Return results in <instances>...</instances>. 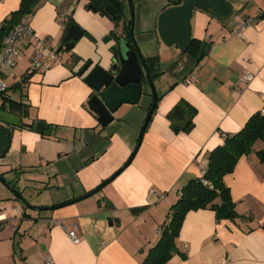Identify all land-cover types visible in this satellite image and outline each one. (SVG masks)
Wrapping results in <instances>:
<instances>
[{
	"label": "crops",
	"instance_id": "0c3cea01",
	"mask_svg": "<svg viewBox=\"0 0 264 264\" xmlns=\"http://www.w3.org/2000/svg\"><path fill=\"white\" fill-rule=\"evenodd\" d=\"M120 1L124 22L119 27L90 10L89 0H42L28 17L36 33L58 50L66 34L61 18L66 25L74 19L87 34L74 49L63 48L61 62L44 73L29 71L32 49L23 48L14 75L5 76L0 129H11V146L0 158V175L16 183L31 205L48 207L94 191L130 159L154 101L149 83L145 79L139 104L122 105L114 121L102 126L88 107L93 91L79 72L86 61L108 69L131 20L144 58H158L153 80L160 100L143 143L119 176L82 201L43 213L25 210L13 194L7 197L10 204L0 211L6 216L0 219V264H46L47 257L54 264H141L159 242L157 230L182 188L202 178L210 153L226 136L239 133L264 110V0H226L231 14L224 19L195 9L192 38L209 46L200 64L158 35L159 15L179 0ZM20 4L0 0L1 27ZM74 55L81 59L77 64ZM246 73L253 75L249 83L240 81ZM4 97L23 103V114L9 112ZM181 101L197 112L190 132H175L168 118ZM38 120L53 125L49 136L24 126ZM262 149L264 142H257L223 179L240 218L219 221L208 208L189 212L170 264H264V163L256 155ZM152 190L165 198L149 201ZM61 222L79 226V244Z\"/></svg>",
	"mask_w": 264,
	"mask_h": 264
},
{
	"label": "water",
	"instance_id": "95a60500",
	"mask_svg": "<svg viewBox=\"0 0 264 264\" xmlns=\"http://www.w3.org/2000/svg\"><path fill=\"white\" fill-rule=\"evenodd\" d=\"M89 2L90 10L102 12L112 20L118 18L117 12L122 7L120 0H89ZM195 9L210 12L217 19L227 18L231 14V6L226 0H184L181 5L164 10L158 17V35L165 45L168 47L178 46L183 52L188 50L193 39L192 19ZM130 33L132 41L123 37L118 39V48L113 52L114 58L108 69L101 64L92 67L93 62L89 61L84 64L79 72L80 77L85 75V83L93 91V95L88 101V107L98 117V122L102 126H108L114 121L113 114L122 105L139 104L143 95L144 81L147 80L149 83L154 101L143 123L137 146L130 159L94 191L78 199L48 207L31 205L19 191L0 175V181L27 209L36 212L53 211L96 195L132 163L143 143L149 123L156 111L159 96L147 60L134 40L133 26ZM84 34V30L79 25L70 27L58 51L60 52L63 48L74 49L76 43L84 37ZM106 40H110V37ZM10 146L11 129L2 127L0 129V153L5 155L9 151Z\"/></svg>",
	"mask_w": 264,
	"mask_h": 264
},
{
	"label": "trees",
	"instance_id": "16d2710c",
	"mask_svg": "<svg viewBox=\"0 0 264 264\" xmlns=\"http://www.w3.org/2000/svg\"><path fill=\"white\" fill-rule=\"evenodd\" d=\"M41 1L42 0H21L19 10L13 12L0 29V48L4 38L25 18L33 15ZM183 1L184 0L176 1L174 2V5L179 6ZM117 17L118 18L113 21L116 26L119 27L120 23L124 22L123 5L118 10ZM74 25L78 24L74 19H69L65 33H67L69 28ZM132 26L133 22L131 20V22L128 23V25L125 24L123 28L129 41H132L130 35ZM84 32L87 34L85 30ZM208 52L209 46L195 38L192 39V42L186 51L187 54L196 59L198 64L205 59ZM71 60L73 63L75 62L77 64L81 59L74 55ZM88 62L89 61H86V63ZM147 63L153 77L154 67L158 64V58H151L147 60ZM5 93L0 94V97H3ZM3 99H7L9 112L19 115L23 114V103L12 101L6 97ZM1 108L5 109V104H3ZM196 113V109L189 103L181 101L168 115L172 129L175 132H190L194 127ZM24 126L29 128L35 127L43 137L49 136L53 129V125L47 124L42 120H38L36 126L33 124ZM11 128L14 129L15 127L12 126ZM259 141L264 142L263 113H256L253 115L239 133L233 136H226L225 143L210 153L206 174L203 178L190 181L187 186L182 188L179 200L171 208V215L168 217L169 224L164 228L157 245L149 251L145 260L141 264H170L171 259L177 253L176 240L180 235L187 214L191 211H198L207 208L215 210L217 213V220L219 221L240 218L235 211V203L231 198L230 189L225 185L223 179L226 175L234 172L240 158L248 156L254 152L255 145ZM256 155L259 160L264 163V149L257 151ZM3 156V154H0V158ZM203 180L210 182L213 189L204 185ZM8 183L19 191L16 183ZM24 209L26 210L27 208L25 207ZM142 210L144 209H136L133 210V212L138 213Z\"/></svg>",
	"mask_w": 264,
	"mask_h": 264
},
{
	"label": "built area",
	"instance_id": "2783aa9c",
	"mask_svg": "<svg viewBox=\"0 0 264 264\" xmlns=\"http://www.w3.org/2000/svg\"><path fill=\"white\" fill-rule=\"evenodd\" d=\"M59 25L62 29H66V20L61 18ZM1 28V26H0ZM22 48H31L30 54V72H47L53 68L56 63L61 62L60 52L55 48L48 38L41 37L36 33L28 18H25L19 23L2 41L0 48V94L5 93L8 86L5 82L6 75H14V68L17 65V59L21 56ZM252 73H246L240 78V81L249 83L252 81ZM238 83L236 84V87ZM264 114V110L262 112ZM202 178L207 172L206 168L202 169ZM204 185L213 189V186L207 180H203ZM149 201L154 197L157 200L164 199L165 195H159L156 191H151ZM1 220H6V216H0ZM0 220V221H1ZM63 226L68 236L74 244H79L81 239L79 237V226L74 224L72 227L66 226L63 222L59 223ZM169 224V220L157 230V234L162 235L164 228ZM46 264H54L53 261L47 257Z\"/></svg>",
	"mask_w": 264,
	"mask_h": 264
},
{
	"label": "rangeland",
	"instance_id": "374dc122",
	"mask_svg": "<svg viewBox=\"0 0 264 264\" xmlns=\"http://www.w3.org/2000/svg\"><path fill=\"white\" fill-rule=\"evenodd\" d=\"M106 39V38H105ZM104 39V40H105ZM23 49V48H22ZM25 51V50H24ZM67 51H63V53H66ZM21 56H24V52L23 51H21ZM20 56V57H21ZM0 114L1 115H4V114H6V113H4V112H2V111H0ZM22 184L23 185H25V182L24 181H22ZM5 196V197H4ZM10 196H12V193H11V191L0 181V211L2 210V211H4L5 210V204H10V201L8 200V198L7 197H10ZM15 201V200H14ZM44 213V212H43ZM164 225V224H163ZM162 225V226H163ZM145 227L147 228L148 227V225H145ZM154 236H156V235H154ZM160 236V235H159Z\"/></svg>",
	"mask_w": 264,
	"mask_h": 264
},
{
	"label": "flooded vegetation",
	"instance_id": "af4514ba",
	"mask_svg": "<svg viewBox=\"0 0 264 264\" xmlns=\"http://www.w3.org/2000/svg\"><path fill=\"white\" fill-rule=\"evenodd\" d=\"M124 32V36H125V38L127 39V40H129L127 37V34L125 33V31H123ZM131 35V34H130Z\"/></svg>",
	"mask_w": 264,
	"mask_h": 264
}]
</instances>
